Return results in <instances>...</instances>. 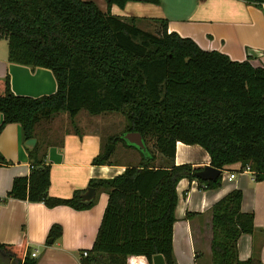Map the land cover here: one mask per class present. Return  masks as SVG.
Segmentation results:
<instances>
[{"label": "trees", "instance_id": "obj_1", "mask_svg": "<svg viewBox=\"0 0 264 264\" xmlns=\"http://www.w3.org/2000/svg\"><path fill=\"white\" fill-rule=\"evenodd\" d=\"M264 10V0H241ZM129 2L158 5L160 0H105L102 11L91 0H0V38L7 40L8 61L52 71L55 92L39 97L14 94L6 76L0 79V130L18 123L25 142L37 128L65 112L72 119L81 110L91 115L119 113L124 125L110 135L92 164L109 163L107 144H122L139 153L136 165L107 179H90L87 188L107 193V203L87 255L80 264H127L132 255L161 254L175 264L172 227L176 185L182 178L207 188L220 186L194 174L201 167L174 163L177 141L198 144L210 165L249 167L255 181L264 180V66L237 61L216 50H203L194 40L168 32L164 18H150L154 31L137 25L135 16L111 13ZM78 133V131H74ZM140 134L143 146L124 139ZM45 145L26 147L28 175L12 180L1 198L42 202L47 207H91L81 201L87 189L69 198L48 193L50 166ZM151 143L150 147L148 146ZM62 146V140L57 143ZM158 161V162H157ZM8 162L0 154V164ZM242 191L232 189L211 207V264H260L239 260L237 239L255 230L253 213L241 210ZM61 227H50L49 236ZM21 244L0 243V264H36Z\"/></svg>", "mask_w": 264, "mask_h": 264}, {"label": "crops", "instance_id": "obj_2", "mask_svg": "<svg viewBox=\"0 0 264 264\" xmlns=\"http://www.w3.org/2000/svg\"><path fill=\"white\" fill-rule=\"evenodd\" d=\"M96 4L102 11L106 10V3L104 7ZM110 10L114 15L135 16L145 21L164 18L168 32L191 38L203 50H216L232 60L248 59L255 66H264V10L241 0H160L158 5L129 2L123 8L112 5ZM6 76L11 91L17 95L39 97L56 90L50 69L8 61L7 40L0 38V79ZM2 118L0 113V125ZM50 122L38 126L36 143L44 146L47 140L52 142L46 148L50 166L48 193L52 197L69 198L74 191L86 189L90 179L112 178L126 165H136L140 160L137 151L133 156L132 148L118 142L113 144L109 163L92 164V159L102 152V135L95 131H66L58 140L49 139ZM0 154L8 162L0 164V197L3 198L13 178L28 175L30 171L18 123H8L0 130ZM121 154L127 155L126 158H120ZM174 163H188L202 169L210 165V157L198 144L177 141ZM226 168L223 176L233 172L235 177L231 181L220 179L216 188H207L188 178L178 181L172 227L175 264H211V207L232 189L242 191L241 210L253 213L255 228L253 233H244L237 239L238 258L244 261L254 257L264 264V180L255 181L250 171L237 169L238 164ZM94 198L93 205L87 209L66 205L47 207L42 202L14 198L0 201V243L21 244L24 240L25 252L37 251L36 264H80L81 251L89 250L93 244L108 196L99 190ZM54 224L61 227L56 237L49 236ZM127 264L149 262L142 255H132L127 258Z\"/></svg>", "mask_w": 264, "mask_h": 264}, {"label": "rangeland", "instance_id": "obj_3", "mask_svg": "<svg viewBox=\"0 0 264 264\" xmlns=\"http://www.w3.org/2000/svg\"><path fill=\"white\" fill-rule=\"evenodd\" d=\"M102 7L105 6L104 0H91ZM137 25L144 30L154 31L156 26L154 22L150 19L148 21L139 20L137 21ZM72 119L68 116L67 113L61 112L58 113L54 119L50 122V129L53 138L58 140L61 135L66 131H78V132H97L102 135L103 143L107 137V135L118 134L125 123L124 118L119 113H106L99 115H91L84 110H81L77 115L73 118V124L71 123ZM104 145V144H103ZM109 144H107L108 146ZM151 143H149L150 147ZM106 146V148H107ZM151 148V147H150ZM117 150H120V146L117 147ZM132 155H137L136 150H132ZM128 154V153H126ZM120 155V154H119ZM118 154H114L113 156H119ZM129 155V154H128ZM127 155L121 154L120 158H126ZM158 162V161H157Z\"/></svg>", "mask_w": 264, "mask_h": 264}, {"label": "water", "instance_id": "obj_4", "mask_svg": "<svg viewBox=\"0 0 264 264\" xmlns=\"http://www.w3.org/2000/svg\"><path fill=\"white\" fill-rule=\"evenodd\" d=\"M124 139H126L129 143L134 144L135 146L142 147L143 142L141 139L140 134L135 132H127L124 136ZM25 146L32 148L36 144L35 138L27 139L25 142ZM114 145L109 144L105 150L104 156H109L110 152L113 150ZM221 173V169L215 168L211 165H206L202 169L195 172V176L202 180H212L215 181ZM95 196V189L92 187L87 188L82 194H81V201L88 202L92 200ZM51 242L52 240H48ZM152 264H165V261L163 259V256L161 254H156L152 257Z\"/></svg>", "mask_w": 264, "mask_h": 264}, {"label": "built area", "instance_id": "obj_5", "mask_svg": "<svg viewBox=\"0 0 264 264\" xmlns=\"http://www.w3.org/2000/svg\"><path fill=\"white\" fill-rule=\"evenodd\" d=\"M237 169H239V170H242V169H240V165L238 164V168ZM224 170L225 169H221V173H220V175H219V177H220V179H226V180H228V181H231L234 177H235V174L232 172V173H228L225 177L223 176V173H224ZM243 170H247V171H250V169H249V167L248 166H246ZM251 172V171H250ZM252 173V172H251ZM37 251L35 250V251H33V252H31V254H30V256L32 257V258H35L36 257V255H37V253H36ZM87 250H83V251H81V253H80V258L81 257H85L86 255H87Z\"/></svg>", "mask_w": 264, "mask_h": 264}]
</instances>
